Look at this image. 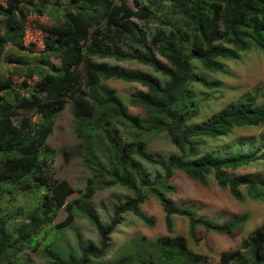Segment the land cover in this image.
I'll list each match as a JSON object with an SVG mask.
<instances>
[{
	"label": "trees",
	"instance_id": "trees-1",
	"mask_svg": "<svg viewBox=\"0 0 264 264\" xmlns=\"http://www.w3.org/2000/svg\"><path fill=\"white\" fill-rule=\"evenodd\" d=\"M171 20L160 19L153 3L112 0H69L61 8L57 25L47 27L38 54H23L29 7L41 13L33 0H4L0 4V62L26 69L31 84H14L0 76V200L5 194L37 198L36 205L18 208L20 222L9 229L0 217V264H30L20 258V243L49 225L56 212L64 208L61 229L73 221V209L98 232V245L77 237L76 245L62 250L44 237L45 264H205L207 258L193 252L182 236H161L154 242L144 239L130 246L116 259L105 261L107 239L121 216L131 213L146 226L154 218L145 215L141 205L147 195L160 204L165 229L173 232V216L187 220V235L197 241V228L205 233L234 236L241 232L244 214L218 224L181 208L168 197L170 184L178 170L201 186L212 175L219 188L227 189L237 202L245 197L264 201L263 176H234L235 171L257 160L260 146L251 152L218 155L200 152L203 139H218L236 128L264 124V104L253 95L230 103L201 122H191L198 114L193 85L206 90L219 87L195 73L193 61L206 71L222 72L221 59L238 60L240 54L256 49L264 54V0H165ZM142 23L157 22L160 28L147 31ZM9 47V50H5ZM57 60L54 66L51 60ZM111 59L136 62L151 73L94 61ZM87 75L82 91L85 101L73 107L74 133L80 140L83 164L98 179L88 180L82 200L67 201L73 188L54 177L51 162L54 150L46 144L55 118L69 100H74ZM121 80L138 83L146 91L130 94L129 103L144 111L142 117L129 113L128 107L104 82ZM34 114L39 117L34 121ZM121 131L126 133L123 137ZM163 133L176 152L167 156L147 150L142 134ZM120 185L132 197L113 210L107 225L100 223L88 200L95 188ZM244 188V193L241 191ZM217 264H264V224L241 240L240 247L222 252Z\"/></svg>",
	"mask_w": 264,
	"mask_h": 264
},
{
	"label": "rangeland",
	"instance_id": "rangeland-1",
	"mask_svg": "<svg viewBox=\"0 0 264 264\" xmlns=\"http://www.w3.org/2000/svg\"><path fill=\"white\" fill-rule=\"evenodd\" d=\"M56 0H33L34 4L41 9L38 13L35 8L29 7V15L25 27L23 54L30 56L38 54L42 47V38L45 36L47 27L57 25L61 8H56ZM62 6H67L69 0H58ZM115 3L126 2L134 7L137 2L140 5L148 2L153 3L158 11V16L162 20H169L172 17L167 13L168 6L165 0H112ZM4 4V0H0ZM1 20V17H0ZM147 31H154L160 28L157 22L142 23ZM5 50H9L7 47ZM110 65H119L128 69H139L144 72L154 73L149 67L136 62H116L111 59L97 60ZM52 64L58 66L57 60L52 59ZM223 64L222 72L206 71L199 62L193 61L195 73L205 77L208 81H218L219 87L213 90H206L198 84L193 85L195 100L198 104L199 114L191 122H201L230 103H234L247 95H253L257 99V104H264V54L256 49L242 52L238 60L221 59ZM26 69L18 68L16 65L0 62V76L11 78L14 84H31L35 77L28 79L24 75ZM86 75V74H85ZM112 88L119 99L128 107L130 114L142 117L144 111L140 107L130 105V94L137 90L146 91L138 83H128L121 80H108L104 82ZM87 86V75L74 100H69L64 109L54 120L51 134L46 140V144L54 150L51 170L58 180H65L72 188L73 193L67 201L82 200L86 193L88 180L96 186L98 179L83 164V153L80 148V140L74 133L73 107L76 102L85 101L82 91ZM34 121L38 116L31 114ZM123 137L127 134L121 131ZM141 138L146 142L147 150L153 153L167 156L175 153V148L168 142L163 133L142 134ZM256 146L261 150L258 154L264 153V124L255 127H242L234 129L230 134L218 139H203L200 152H213L218 155H226L234 152H251ZM234 176H263L264 160H257L242 166L235 171H229ZM209 184L201 186L197 181L188 178L182 172L175 170L170 184L175 188L168 197L181 208H189L196 216H203L214 223L222 224L242 215L247 216V220L241 230L234 236L205 233L202 228H197V241L191 240L187 235V220L181 216H173V232L166 231L164 225V214L158 201L151 195H147L145 202L141 205L142 212L154 218L152 227L146 226L141 220L125 213L121 216V222L117 224L107 239V251L105 261L116 259L125 253V250L134 243L145 240L152 243L161 236H182L186 239L189 248L204 255L207 258L205 264H217L222 252L233 251L240 247L241 240L251 233L256 227L264 224V201H253L245 197L241 202L235 201L227 189L219 188L212 177L209 176ZM244 193V188L241 187ZM132 197V192L120 185L105 188H95L94 193L88 200L93 207L96 216L103 225H107L113 216L115 207ZM37 203V198L23 196L16 191L5 194L0 200V217L7 221L9 229L20 222L14 214L18 208L26 210L32 209ZM73 221L69 226L56 229L66 218L67 212L64 208L59 209L53 221L46 226L40 227L36 233H30V237L20 243V258L30 264H45L42 254V244L44 237L50 241L51 245H57L62 250L76 245L77 237L80 236L85 242H93L98 245V232L95 227L84 217L78 209H73Z\"/></svg>",
	"mask_w": 264,
	"mask_h": 264
}]
</instances>
